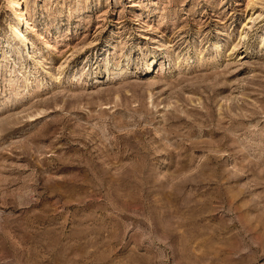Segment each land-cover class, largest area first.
I'll use <instances>...</instances> for the list:
<instances>
[{
  "label": "rangeland",
  "instance_id": "374dc122",
  "mask_svg": "<svg viewBox=\"0 0 264 264\" xmlns=\"http://www.w3.org/2000/svg\"><path fill=\"white\" fill-rule=\"evenodd\" d=\"M18 1L0 264H264V0Z\"/></svg>",
  "mask_w": 264,
  "mask_h": 264
},
{
  "label": "bare ground",
  "instance_id": "6f19581e",
  "mask_svg": "<svg viewBox=\"0 0 264 264\" xmlns=\"http://www.w3.org/2000/svg\"><path fill=\"white\" fill-rule=\"evenodd\" d=\"M250 8L251 5H250ZM253 13L255 12H252L251 15H253ZM12 14L15 16L16 20H17V23H16V26L13 25V32H16V37H18V39L16 40V44H17V49L20 47L22 49L23 45L26 46V48H23V50H25V52L27 53V56L29 59L32 60L33 62V66H37L38 65V60L36 61V56H32V54L30 55V49H29V43H28V38L25 36V32L29 30L30 28V21L27 20L23 15H24V12L23 10L21 9L20 7V2L18 0H13V5H12ZM262 14V13H261ZM260 16V14H258L255 19ZM253 18V17H252ZM253 19V20H255ZM31 20V19H30ZM20 25V30H18L17 26ZM24 25V26H23ZM38 36V35H37ZM245 37V36H244ZM19 41L22 42V45H19ZM52 42V41H51ZM19 46V47H18ZM46 48H49V47H53V44L52 43H49L47 42L46 45H45ZM19 53V57L20 59L23 58V54H21L20 52ZM36 57V58H35ZM48 58V57H47ZM154 57H152L150 60H153ZM149 60V59H148ZM21 67H23L21 65ZM36 68V67H35ZM43 69V68H42ZM44 73L47 74V75H52L51 73V67L49 68H44Z\"/></svg>",
  "mask_w": 264,
  "mask_h": 264
}]
</instances>
